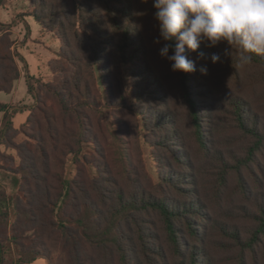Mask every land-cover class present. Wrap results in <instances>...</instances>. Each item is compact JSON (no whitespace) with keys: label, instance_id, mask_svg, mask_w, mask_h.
I'll return each mask as SVG.
<instances>
[{"label":"trees","instance_id":"obj_1","mask_svg":"<svg viewBox=\"0 0 264 264\" xmlns=\"http://www.w3.org/2000/svg\"><path fill=\"white\" fill-rule=\"evenodd\" d=\"M30 1L31 16L58 39L60 49L57 59L50 64L55 84L45 86L43 98L35 96L38 101L35 111L42 119L37 127L24 131L34 144L19 146L20 152L28 146L35 157L24 156L20 194L11 198L12 210L8 208L10 197L0 187V264H29L38 259L54 264V249L62 254L63 264H168L169 257L174 264H199L201 234L195 217L202 216L201 205L191 190L183 188L182 176L161 177L156 186L157 196L136 187L127 197L123 189H116L118 183L114 177L100 172L105 150L96 79L98 74L101 80L107 79L111 71L108 66L113 60L135 63L143 52L133 0ZM155 11L152 6L154 20ZM1 27L6 26L0 24ZM175 43L173 40V47ZM169 53L172 54L171 49ZM253 59L260 60L264 67V56L253 55ZM178 73L194 140L200 150H205L202 117L191 91L190 75ZM20 76L16 40L6 27L0 34V94L12 93ZM104 84L108 87L109 81ZM28 88L32 93L29 82ZM139 93L140 101H155L160 92L154 90L152 96L148 87H142ZM233 107L239 130L253 139L248 159L239 160L231 167L246 194L241 169H248V163L264 150V124L253 118L249 123L242 102L236 101ZM9 109L10 106L0 101V112L6 118ZM141 109L142 118L150 128L162 130L170 125H166L169 121L165 117ZM6 128L8 133L14 129L9 120ZM172 138L175 141V136ZM84 144L92 146V155L82 162L76 161L75 177L65 179L59 171L64 158L79 155ZM171 145L174 144L166 141L156 146L166 149L175 162L183 163ZM156 158L164 164L162 156ZM88 164L97 171V176L89 175ZM227 173L224 171L223 176ZM170 187L187 201L169 198L166 189ZM259 203L257 212L248 215L257 222L248 240L228 224L217 227L220 236L230 237L240 249V264H245L244 252L250 255L264 238V197ZM151 216L157 218L166 252L157 242L160 235L152 232L158 227H153ZM13 254L19 258H8Z\"/></svg>","mask_w":264,"mask_h":264},{"label":"rangeland","instance_id":"obj_2","mask_svg":"<svg viewBox=\"0 0 264 264\" xmlns=\"http://www.w3.org/2000/svg\"><path fill=\"white\" fill-rule=\"evenodd\" d=\"M143 1L133 0L137 32L144 43L139 60L135 63H117L113 60L108 66L111 71L105 80H101L97 73L98 115L103 122L101 139L105 150L100 172L114 177L118 183L116 189H123L127 197L136 187L157 196L156 186L161 177L170 174L176 178L182 176L183 188L191 190L193 198L201 205L202 216L195 217L201 243H192L199 245V264H240V249L230 237L220 236L217 227L221 223L228 224L231 228H237L242 238L248 240L257 226V222L248 215L257 212L258 203L264 197V150L248 163V169H241L247 190L244 194L231 167L237 165L239 160L248 159L253 139L239 130L233 104L236 101L243 103L249 123L253 118L259 124H264V67L260 60L254 59L245 67H236L235 50L231 56L227 42L215 47L201 43L195 52L186 50L185 54L195 62L196 68L194 73H189V78L191 91L200 109L206 140L205 150H200L194 140L188 108L180 90L179 73L173 72L171 63L159 55L163 41L160 44L154 42L159 37V29L151 13L152 0L145 5H142ZM32 12L30 0H0V24L9 27L13 33L20 71L24 75L13 94L0 95L2 103L11 104L14 101L16 104L8 111L9 119L0 112V187L10 197V210L13 208L11 198L20 194L24 156L35 157L28 146H24L22 152L19 146L28 142L34 144L24 131L37 127V122L42 119L35 111L38 105L35 96L43 98L46 95L45 86L55 84L50 64L57 59L60 49L58 39L42 29L31 16ZM3 29L0 28V34ZM43 33L47 34V38L39 41ZM28 39L38 40L31 44ZM26 51L27 55L30 52L38 57L35 72L29 69L28 60L24 57L27 56ZM200 53H204L205 58H198ZM212 53L219 54L221 60L213 64L206 59ZM205 65L208 68L206 75L200 71ZM104 81H109L108 87ZM28 82L32 93L29 92ZM142 87H148L152 96H155L154 90H159L160 93L156 95V99H159L140 101L138 97ZM141 108L165 117L169 121L166 125H170L162 130L150 128L142 118ZM33 111L35 113L32 115ZM6 119L14 128L9 133ZM173 136L175 141H172ZM166 141L174 144L171 147L183 163L175 162L166 149L157 148L158 142ZM92 153V146L84 144L79 155L70 154L64 158L59 171L65 179H73L76 161L82 162ZM157 155L162 156L164 164L156 158ZM87 170L91 177L97 176V171L89 164ZM224 171L228 173L223 176ZM166 194L172 200L187 201L172 187L166 189ZM11 220H14L13 213ZM152 220L153 227H158L157 218L154 216ZM152 232L160 235L157 242L166 252L161 229L158 227ZM261 240L250 255L244 252L245 264H264V238ZM9 256L10 259L19 258L17 254ZM52 256L54 264H63V256L57 249L53 250ZM168 264H174L171 257Z\"/></svg>","mask_w":264,"mask_h":264},{"label":"clouds","instance_id":"obj_3","mask_svg":"<svg viewBox=\"0 0 264 264\" xmlns=\"http://www.w3.org/2000/svg\"><path fill=\"white\" fill-rule=\"evenodd\" d=\"M152 4L159 27L154 42L163 41L159 55L171 63L173 72L196 71L185 53L195 52L201 43L215 47L227 42L231 56L235 50L238 68L251 64L253 55L264 56V0H152ZM198 58H205L204 53ZM206 59L215 64L221 57L212 53ZM200 71L206 75L207 66Z\"/></svg>","mask_w":264,"mask_h":264},{"label":"crops","instance_id":"obj_4","mask_svg":"<svg viewBox=\"0 0 264 264\" xmlns=\"http://www.w3.org/2000/svg\"><path fill=\"white\" fill-rule=\"evenodd\" d=\"M47 34H45V33H43L42 35H41V40H39V41H45L46 40V38H47V36H46ZM36 40H38V39H28V42L29 43H31V44H34L35 42H36ZM40 44H41V42H39ZM56 43H59L58 41L56 42ZM40 44H38V46L40 45ZM29 45V44H28ZM36 45V44H35ZM26 50L28 51V47L26 48ZM27 51H26V53H25V55H27ZM29 55V56H28ZM28 55L27 56H24V57H26L25 59L26 60H28V64H29V69H30V71H32V72H35V71H37V69H38V57L35 55V54H32V53H30V52H28ZM24 77V75L23 74H21V76H20V79L16 82V84H15V88H14V90L12 91V93H10V94H13L14 92H15V89H16V86L17 85H19V83H21V81H22V78ZM1 94H3V93H1ZM0 94V95H1ZM5 104V103H4ZM6 105H8V106H14V105H16L15 103H14V101L11 103V104H6ZM30 264H48L47 263V261L45 260V259H38V260H36V261H33V262H31Z\"/></svg>","mask_w":264,"mask_h":264}]
</instances>
